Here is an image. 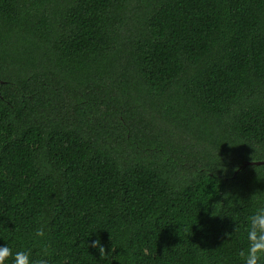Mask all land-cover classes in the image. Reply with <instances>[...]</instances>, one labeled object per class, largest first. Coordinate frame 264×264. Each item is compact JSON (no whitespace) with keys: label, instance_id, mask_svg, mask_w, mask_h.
<instances>
[{"label":"trees","instance_id":"trees-1","mask_svg":"<svg viewBox=\"0 0 264 264\" xmlns=\"http://www.w3.org/2000/svg\"><path fill=\"white\" fill-rule=\"evenodd\" d=\"M260 208L264 0H0L5 264H245Z\"/></svg>","mask_w":264,"mask_h":264},{"label":"clouds","instance_id":"clouds-1","mask_svg":"<svg viewBox=\"0 0 264 264\" xmlns=\"http://www.w3.org/2000/svg\"><path fill=\"white\" fill-rule=\"evenodd\" d=\"M248 220V246L245 250L239 251L238 255L245 261V264H259L260 260L264 258V208L258 209ZM36 236L41 238L45 236L43 227L36 231ZM90 246L98 249L101 258L106 256L107 251L99 239L93 241ZM12 255L13 253L8 246H0V264H5V260ZM49 255V245L43 246L42 258L36 260L31 258L30 252L18 251L14 255L13 264H49V261L44 258Z\"/></svg>","mask_w":264,"mask_h":264},{"label":"water","instance_id":"water-1","mask_svg":"<svg viewBox=\"0 0 264 264\" xmlns=\"http://www.w3.org/2000/svg\"><path fill=\"white\" fill-rule=\"evenodd\" d=\"M261 163L262 161H249V162L244 163L243 165L247 166L248 164H261Z\"/></svg>","mask_w":264,"mask_h":264}]
</instances>
